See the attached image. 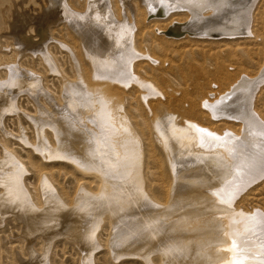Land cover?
I'll return each mask as SVG.
<instances>
[{"label": "bare ground", "instance_id": "obj_1", "mask_svg": "<svg viewBox=\"0 0 264 264\" xmlns=\"http://www.w3.org/2000/svg\"><path fill=\"white\" fill-rule=\"evenodd\" d=\"M15 1L6 8L15 17L9 45L17 53L34 46L30 55L56 73L60 86L57 93L41 72L22 74L11 65L0 81V92H27L36 102L35 116H29L34 137L25 129L19 136L29 148L27 163L12 149L0 163V209L22 220L26 235L37 231L42 247L64 235L87 261L103 246L107 261L264 264V210L243 204L251 185L264 179V115L253 101L264 80V58L256 76L239 75L227 88L200 98L198 106L169 80L146 78L135 69L153 68L144 60L155 59L143 46L156 30L170 41L254 35L256 0H143L148 13L136 0H46L36 16ZM203 7L214 14L226 7L221 20L238 16L242 29L199 31L170 13L181 8L193 14ZM169 13L166 24L157 25ZM58 21L69 39L79 37L78 50L73 42L58 41L70 73L47 53L48 33ZM33 31L42 37L39 44L28 39ZM89 32L92 39L85 40ZM11 94L0 97V108L14 105ZM52 161L79 174L72 197L55 166L47 164ZM27 165L37 177L34 192L26 183ZM34 264L47 262L40 257Z\"/></svg>", "mask_w": 264, "mask_h": 264}, {"label": "rangeland", "instance_id": "obj_2", "mask_svg": "<svg viewBox=\"0 0 264 264\" xmlns=\"http://www.w3.org/2000/svg\"><path fill=\"white\" fill-rule=\"evenodd\" d=\"M10 1L12 0H8V2L7 0H0V3L3 5L0 6V8L2 7L1 10H3V15L0 14V81L6 79V76L3 75L8 72L10 65L13 67L17 66L19 73L22 74L32 69L38 73L41 72L45 76L44 84L51 90H56L55 92L58 93L60 86L59 77L56 76L55 72L45 67L43 64L44 61L40 60L38 58L39 56L30 55L31 49H33L34 46H28L27 49H25L27 50L25 53H17L15 50L17 46L9 45V39L12 41V38L7 34L9 32L8 26L9 23L13 21L12 19L15 18L10 17V12H6V8L11 5ZM16 1L13 4L17 3L19 6L21 5L18 9H29V14L35 16L42 11L45 7L44 3L46 2V0ZM136 1L142 13H148V9L142 7L144 5L143 0ZM246 5H249V3ZM16 7H18V5H16ZM83 9L84 5H79L77 8L79 11ZM225 9L226 7L223 8L222 12H216L215 14L211 12L212 9L209 7H203L201 11L193 10V14L185 13L186 10L181 8L173 9L170 13L178 20L186 19L187 24L195 25L199 31L218 30L223 33L240 31L242 27L238 25L241 24L242 20L238 16L228 17V23L221 20L223 18L222 14H224V17H227L224 13V11L227 12V9ZM252 11L255 16L251 25L254 35L251 33L247 35L245 32V35L241 33L223 35L222 39L217 40L187 37L170 41L161 38L165 36L163 34L165 32L156 30V35L153 36L152 42L145 44L143 46L144 48L146 47L145 49L142 47L144 51H148L155 59L153 61L144 60L153 66V68L148 72L146 71L147 73L142 71L143 68L140 66H136L135 69L146 78L156 79L161 76L165 80H169L172 85L175 84L176 89L178 87L179 91L186 92L189 99H195L198 106L200 98L204 99V97H209L208 94H210V92L213 93L217 91L216 93H218V91L227 88L232 81L239 77V75L254 77L262 70L260 67L264 58V0H256L253 4ZM170 13L166 15L163 22L157 25H165L170 17ZM150 18L151 15H149L146 20L148 21ZM211 18L215 19L214 21H216V23L211 22ZM172 24H175V22ZM61 25V21L52 25L51 31L48 33L49 37L46 40L49 44L47 53L50 57H53L56 63L60 64L65 71L70 73L71 69H69V67L71 63L68 62L69 58L67 53L64 49L60 48L58 41L66 39L67 42H73L76 46V50H78L79 37L73 35L75 40L69 39L68 35H65L67 31L66 28H62ZM34 33V31L31 32L28 38L33 45L41 42L39 39L42 38H40V36L38 38V36H36L37 34ZM184 34L189 33L186 32ZM82 35H84L83 32ZM91 37L92 34L90 32L87 33V36L85 34V40H91ZM219 68L222 70L219 71ZM163 82V79H161L159 84L165 85L166 83ZM47 87L45 90L49 91ZM5 90L0 92V97H4L5 94L12 92L10 97H12L14 105L6 110L4 108L6 104H2V108H0V163L6 158V153H9L11 149L20 155L24 162L27 163L25 155L29 148L20 141L19 136L23 133L22 129H25L26 135L30 139H33L34 130L29 116H35L36 102L32 98V95L27 92L19 90L11 91L10 88ZM254 97V104L258 111L264 115V80L256 90ZM189 99H187L188 102H190ZM200 111H203L202 107ZM47 164L55 166L53 169L55 174L59 175L58 182L64 185L70 197H72L75 192L74 178L79 177V174H72L70 169H68L69 167L60 170V164L58 165L56 161ZM27 166L29 174L27 175L26 183H31L29 188L33 191V186L37 184V177L34 169L29 165ZM260 181L261 180H258L251 185L250 188L252 189L249 193L250 196L248 195L247 200L243 203L244 207L248 210L255 206H259L264 210V179ZM0 215L2 217L0 220V264H23L25 262L34 264L37 258L40 257H42L47 264H140L138 262L125 263L128 258H126V261L123 259L118 261H107L105 260V248H103V246L95 251V259L92 258L91 261H87L83 258L84 253L81 252L76 243L67 239L64 235L55 237L46 249L42 247V238L36 236L38 234L37 231L26 235L22 227L24 222L15 218L11 211L0 209ZM104 234L105 232H103L102 239H106Z\"/></svg>", "mask_w": 264, "mask_h": 264}, {"label": "snow or ice", "instance_id": "obj_3", "mask_svg": "<svg viewBox=\"0 0 264 264\" xmlns=\"http://www.w3.org/2000/svg\"><path fill=\"white\" fill-rule=\"evenodd\" d=\"M261 135L264 136V132H262Z\"/></svg>", "mask_w": 264, "mask_h": 264}]
</instances>
